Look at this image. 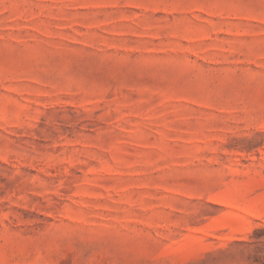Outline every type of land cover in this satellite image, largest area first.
Returning <instances> with one entry per match:
<instances>
[{
    "label": "rangeland",
    "instance_id": "obj_1",
    "mask_svg": "<svg viewBox=\"0 0 264 264\" xmlns=\"http://www.w3.org/2000/svg\"><path fill=\"white\" fill-rule=\"evenodd\" d=\"M0 264H264V0H0Z\"/></svg>",
    "mask_w": 264,
    "mask_h": 264
}]
</instances>
